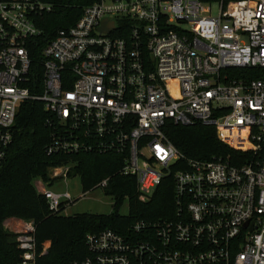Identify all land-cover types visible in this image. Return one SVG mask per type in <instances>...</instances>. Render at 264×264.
Wrapping results in <instances>:
<instances>
[{"label": "built area", "instance_id": "2783aa9c", "mask_svg": "<svg viewBox=\"0 0 264 264\" xmlns=\"http://www.w3.org/2000/svg\"><path fill=\"white\" fill-rule=\"evenodd\" d=\"M51 8L0 0V166L21 104L36 100L49 113L48 155L120 154L144 201L164 178L174 184L168 216L139 219L126 235L88 233V255L70 264H264V0H98L34 61L29 43ZM169 121L214 126L247 159L176 170L185 155L166 136ZM70 167H51V182ZM43 182L51 213H63L73 195ZM14 222L18 264H38L48 245L38 250L35 222Z\"/></svg>", "mask_w": 264, "mask_h": 264}, {"label": "trees", "instance_id": "16d2710c", "mask_svg": "<svg viewBox=\"0 0 264 264\" xmlns=\"http://www.w3.org/2000/svg\"><path fill=\"white\" fill-rule=\"evenodd\" d=\"M45 1L52 8L37 19L41 34L29 43L34 61L41 58V50L55 37L58 29L75 24L84 8L98 0ZM47 117L49 113L42 102L28 100L21 104L12 144L0 166V264H18L21 260L17 233L4 226L8 218L35 222L38 250L42 251L48 245L38 264H70L88 255V233L110 228L126 235L130 226L139 219H157L170 214L174 208L173 175L164 178L152 197L144 201L136 178L120 172L124 164L120 154L78 152L48 155L46 146L51 130L45 123ZM164 130L168 139L185 155L184 161L174 166L176 170L186 169L188 159H210L223 155L234 164H242L247 159V153L222 142L214 126L201 123L182 125L169 121ZM231 141L237 146L246 145L237 140ZM65 165L71 166L68 177H80L84 193L96 189L102 180L108 178L104 189L114 197V212L51 213L45 196L37 191L34 180L40 178L52 186L50 168ZM126 199L129 202L127 215L119 212Z\"/></svg>", "mask_w": 264, "mask_h": 264}, {"label": "rangeland", "instance_id": "374dc122", "mask_svg": "<svg viewBox=\"0 0 264 264\" xmlns=\"http://www.w3.org/2000/svg\"><path fill=\"white\" fill-rule=\"evenodd\" d=\"M211 14L213 16L218 14V5L216 3L212 4ZM39 182L43 181L40 178L34 180V184L41 188V183ZM52 182V189L57 191H69L73 195L74 202L66 207L63 212L64 215H74L83 212L96 214H111L114 212V197L108 194L104 187H97L96 189L84 193L79 176L59 178ZM119 212L125 215L128 214L129 202L127 199L120 206ZM9 219L10 218L4 221V226L11 231L17 232V223L14 222L13 218Z\"/></svg>", "mask_w": 264, "mask_h": 264}, {"label": "crops", "instance_id": "0c3cea01", "mask_svg": "<svg viewBox=\"0 0 264 264\" xmlns=\"http://www.w3.org/2000/svg\"><path fill=\"white\" fill-rule=\"evenodd\" d=\"M10 219H11V218H10ZM10 219H9V220H10ZM13 219H14V220H15V219L17 220V218H13Z\"/></svg>", "mask_w": 264, "mask_h": 264}, {"label": "bare ground", "instance_id": "6f19581e", "mask_svg": "<svg viewBox=\"0 0 264 264\" xmlns=\"http://www.w3.org/2000/svg\"><path fill=\"white\" fill-rule=\"evenodd\" d=\"M247 146V143H246V145H245V147Z\"/></svg>", "mask_w": 264, "mask_h": 264}, {"label": "water", "instance_id": "95a60500", "mask_svg": "<svg viewBox=\"0 0 264 264\" xmlns=\"http://www.w3.org/2000/svg\"><path fill=\"white\" fill-rule=\"evenodd\" d=\"M105 22H107V20H105Z\"/></svg>", "mask_w": 264, "mask_h": 264}]
</instances>
